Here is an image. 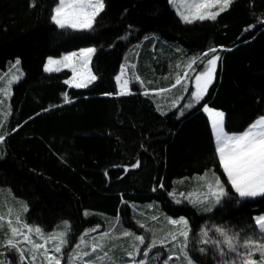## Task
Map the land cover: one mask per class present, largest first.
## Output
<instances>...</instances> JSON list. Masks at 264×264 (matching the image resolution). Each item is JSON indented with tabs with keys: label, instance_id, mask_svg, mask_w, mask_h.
<instances>
[{
	"label": "trees",
	"instance_id": "16d2710c",
	"mask_svg": "<svg viewBox=\"0 0 264 264\" xmlns=\"http://www.w3.org/2000/svg\"><path fill=\"white\" fill-rule=\"evenodd\" d=\"M31 2L0 0V71L17 58L23 71L12 86L10 114L0 106V189L27 204L29 223L52 231L66 220L74 239L98 221L113 227V220L99 217L119 216V233L132 225L130 205L152 204L159 219L148 216L142 223L159 237L171 227L167 218L183 216L192 229L190 246L198 248L201 228H245L264 214V198L237 203L229 188L233 199L210 212V203L194 207L181 198L177 204L169 195L187 194L191 178L210 169L220 173L205 104L224 113L229 133L242 132L264 114V0H234L216 21L193 24L183 23L169 0H105L88 32L58 29L50 21L56 0H35V7ZM84 47L96 48L90 66L97 79L87 88L66 85L67 70L44 72L48 57ZM210 48L221 59L202 101L186 93L177 108L163 110L154 95L143 94L168 87L180 71L177 63ZM126 56L136 66L130 74L144 85L131 81L132 94L120 96L115 76ZM158 65L167 66L156 71ZM64 93L71 103L64 102ZM129 239L117 241L123 246L112 253L118 263L127 260ZM192 254L200 264H217L211 252Z\"/></svg>",
	"mask_w": 264,
	"mask_h": 264
},
{
	"label": "snow or ice",
	"instance_id": "6c2138e0",
	"mask_svg": "<svg viewBox=\"0 0 264 264\" xmlns=\"http://www.w3.org/2000/svg\"><path fill=\"white\" fill-rule=\"evenodd\" d=\"M233 2L234 0H169L185 24L216 21ZM30 7H35V0H32ZM105 7V0H56L50 21L61 30L92 31L97 17L104 12ZM95 52L94 47H84L60 58L48 57L43 70L53 73L69 69L71 77L65 79L64 83L72 88H87L97 79L90 67ZM216 53V48H210L202 54V57H207L206 60L194 56L183 65L177 63L176 68L180 71L175 73L173 83L168 87L146 90L143 94L164 96L180 86L184 93L190 95L192 101L199 103L214 82L217 64L221 59ZM20 64L21 61L17 58L7 72L0 74V106L11 98V85L23 77ZM195 65H202V68L197 70ZM135 67V64L121 65L119 74L115 76L119 89L115 94H132L129 89L131 81H138L143 85L144 82L134 71L129 75V69L134 70ZM164 79L167 80L168 77ZM190 83L193 86L191 92ZM112 94L114 93H108ZM63 95L65 103L72 102L67 93ZM183 99V95L173 99L171 107L177 108L179 101ZM185 107L192 108L194 104L187 103ZM203 111L210 120L219 167L235 193L236 202L264 198V114L254 119L242 132L229 133L225 130L223 112L213 110L206 104ZM7 114H10V106L5 112ZM4 139V135H0V144ZM138 166L139 163L133 165ZM209 171L212 179L208 178V172L195 178L202 182V191L199 193L194 195L183 192L177 194L175 190L170 192L169 195L175 203L180 204L183 198L195 207L211 201V206L205 209L210 212L222 200L233 199L220 176L211 169ZM18 203L22 212L14 213L11 207H0V264H117L112 253L117 247H123L117 241L124 238H130L127 248H124L128 258L124 264H149L150 254L156 248L167 250L162 264H200L192 254L196 251L205 256L211 252L217 264H264V214L252 217L253 223L245 228L234 230L227 224L213 225L212 229L203 227L199 239L196 240L200 247L196 248L190 246L192 229L188 219L183 216L177 219L167 218V224L171 227L159 237L157 231L145 223H140L139 227L150 235L136 234L128 229L116 233L115 228L120 225V218L117 216L111 229L100 232V226L97 225L85 230L72 242L69 238L71 225L68 221L65 220L62 226L47 231L41 225L22 219L23 214L28 212V206L23 202ZM151 219L156 221L159 218L153 216ZM210 230L214 231V236L209 235ZM94 232H99V235L91 236ZM9 252L13 255H8ZM140 256L142 258L137 259ZM154 256L159 259L161 253H155Z\"/></svg>",
	"mask_w": 264,
	"mask_h": 264
},
{
	"label": "rangeland",
	"instance_id": "374dc122",
	"mask_svg": "<svg viewBox=\"0 0 264 264\" xmlns=\"http://www.w3.org/2000/svg\"><path fill=\"white\" fill-rule=\"evenodd\" d=\"M170 4V3H169ZM170 6L173 8V10L175 11V9H174V7H173V5L172 4H170ZM175 13H176V11H175ZM178 16V15H177ZM179 17V16H178ZM78 51V50H77ZM71 52H75V51H71ZM71 52H68V53H64V54H62V55H60L59 57H53V58H60L61 56H63V55H67V54H69V53H71ZM15 61V60H14ZM14 61H12V62H10L9 64H8V66L6 67V69L5 70H2V71H0V74H3V73H5V72H7V70L11 67V64L12 63H14ZM132 61V60H131ZM130 61V56H126V58L124 59V64H133L132 62ZM46 62H47V60H46ZM45 62V63H46ZM123 64V65H124ZM165 66H167V65H158L157 67H156V71H162L164 68H165ZM91 67V66H90ZM21 68V67H20ZM62 70H67V71H69L70 72V77H71V71L69 70V69H62ZM132 72L133 71H131V74H132ZM119 74V73H118ZM130 74V70H129V75H131ZM139 76V75H138ZM69 77V78H70ZM140 77V76H139ZM141 78V77H140ZM141 80L144 82V79L143 78H141ZM140 86H143L144 85V83H143V85H141V83L140 82H138V81H136ZM149 82V81H148ZM17 83V82H16ZM16 83H13L12 85H11V96H12V86L13 85H15ZM131 83V82H130ZM153 83V82H152ZM130 85V84H129ZM190 85V84H189ZM117 87H118V85H117ZM129 88H130V86H129ZM118 91H119V89H118ZM186 93H184L183 92V90H182V88L180 87V88H176V89H172V91L171 92H169V93H166L164 96H156V95H154V100H155V102H156V105L160 108V109H163V110H167L168 108H171V102H172V100L173 99H175V98H177V97H179V96H181V95H185ZM153 95V94H152ZM9 101H10V99L9 100H6L5 101V103H4V105L3 106H1V111L4 113V112H6V110H7V108H8V106H9ZM181 101V100H180ZM179 101V102H180ZM210 108V107H209ZM213 109V108H212ZM213 110H216V111H220V110H217V109H213ZM222 112V111H221ZM203 113L207 116V118H208V121H209V124H210V120H209V117H208V115H207V113H205L204 111H203ZM210 128H211V125H210ZM212 131V130H211ZM212 135H213V132H212ZM213 140H214V136H213ZM214 144H215V142H214ZM217 175H219L220 176V178H221V180L223 181V182H225V186H226V188H229V189H231V186L230 185H228L227 184V178H226V176H224V174H223V172H222V169H220V173H216ZM208 178L209 179H212V173H211V171L210 172H208ZM191 187H190V190H189V192L188 193H193L194 195L195 194H197V193H199L200 191H202V187H201V185H202V182L201 181H198L197 179H195V178H191ZM180 193V191L179 192H177V194H179ZM18 201L19 202H23L24 204H25V202L24 201H22V200H20V199H17V198H15L8 190H6V189H0V207H11L12 209H13V211H14V213L15 212H22V208H21V205H20V203H18ZM208 203H210L209 205H208V207L209 206H211V201H209V202H206V203H202L201 205H204V204H208ZM216 207V206H215ZM130 210H131V213H132V216H133V218H132V220H131V222H132V225H131V227L130 228H128L129 230H131V231H133V232H135L136 234H145V235H150V233H147L146 231H145V229H141L140 227H139V224L140 223H142L141 222V220L143 219V218H145V217H153V212H155L156 211V209H155V207H154V205H152V204H146V205H130ZM117 217V216H116ZM116 217H110V218H107V217H103V216H101V217H99V220H102V221H105V220H113L112 221V225L111 226H113L114 225V223H115V218ZM120 218V217H119ZM170 218H172V217H170ZM22 219H25V213L23 214V216H22ZM173 219H177V218H173ZM101 223L98 221L97 223H96V225H94L93 227H95V226H97V225H99L100 226V229H99V231L100 232H103V231H107V230H109V229H111V228H109V227H105V225H103V224H101ZM107 225V224H106ZM92 228V227H91ZM210 229H212V228H210ZM99 235V233L98 234H96V236H98ZM209 235L210 236H212L211 234H210V232H209ZM215 235V234H214ZM161 236V235H160ZM70 238V237H69ZM90 239H91V236L89 237ZM78 239V237H76V238H74V239H71L70 238V240L72 241V242H75L76 240ZM199 247H200V245H198ZM141 252H143V249H141ZM155 253H161V256L159 257V259H156L155 258V256H154V254ZM8 255H13V253H11V252H9L8 253ZM167 255V252H166V249H164V248H156V249H154L153 250V253L152 254H150V257H149V264H162V260L164 259V257ZM140 258H142V256H140V257H137V259H140ZM126 259H128L127 257H126ZM214 260L216 261V259L214 258ZM216 263H217V261H216ZM117 264H124V262H122V263H118L117 262Z\"/></svg>",
	"mask_w": 264,
	"mask_h": 264
}]
</instances>
